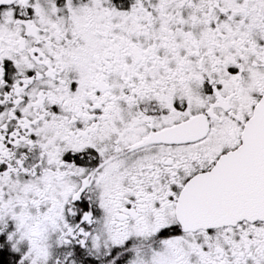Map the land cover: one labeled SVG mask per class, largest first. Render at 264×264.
I'll use <instances>...</instances> for the list:
<instances>
[{
  "label": "snow or ice",
  "instance_id": "obj_1",
  "mask_svg": "<svg viewBox=\"0 0 264 264\" xmlns=\"http://www.w3.org/2000/svg\"><path fill=\"white\" fill-rule=\"evenodd\" d=\"M0 264H264V0H0Z\"/></svg>",
  "mask_w": 264,
  "mask_h": 264
}]
</instances>
